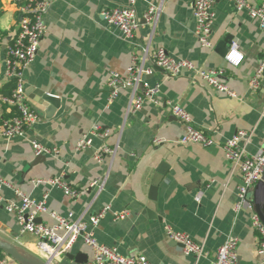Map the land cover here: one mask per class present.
I'll return each instance as SVG.
<instances>
[{
  "label": "crops",
  "instance_id": "crops-1",
  "mask_svg": "<svg viewBox=\"0 0 264 264\" xmlns=\"http://www.w3.org/2000/svg\"><path fill=\"white\" fill-rule=\"evenodd\" d=\"M148 3L162 4L153 33L143 20ZM128 7L129 0L54 2L45 18L48 29L38 55L25 73L29 103L41 116L35 112L38 121L25 138L0 136V174L33 199L42 200L48 194L50 212L74 213L75 218L88 221L108 205L116 212L127 211L128 216L117 221L109 213L95 231L100 244L117 248L121 255L146 256L152 264H214L220 246L234 236L239 239L238 264H261L258 233L251 224L253 213L235 211L240 174L226 159L223 144L245 131L249 134L244 142L249 154H256L264 145V79L257 91L250 86L263 59L264 30L248 14L237 11L234 3L216 0L213 48L204 49L195 35L193 0H136L134 8L141 24L130 41L103 17L105 11ZM19 22L13 3L0 0V125L15 114L3 100L13 89L4 72ZM229 36L244 53L240 67L228 64L217 51L218 44ZM145 49L149 50L146 66L154 71L145 81L162 85L160 104L147 102L131 115L130 89L120 85V96L110 103L108 80L113 72L125 80L132 58L142 56ZM161 49L176 59L190 60L200 69L223 70L222 80L237 97L217 92L190 73L172 77L155 68L152 56ZM41 94L58 98L60 107L48 112L51 106L41 103ZM170 101L189 111L194 126L209 132L215 144H182L186 126L169 110L166 104ZM95 125L108 130L109 138L76 151L77 142ZM32 140L57 147L60 154L40 159L34 154ZM155 140L160 143L155 144ZM104 144L119 146L112 166L108 159L101 164L94 160ZM60 174L80 191L77 198L71 199L48 184L35 183ZM95 180L105 181L103 189L90 186ZM2 195L19 201L9 188H3ZM250 198L254 207L264 202L261 183L252 187ZM38 222L55 224L49 214L40 215ZM168 225L203 244L205 255H185L182 246L166 234ZM0 239L45 260L35 237L19 235L16 216L6 211L4 202H0ZM68 255L74 259L65 254L51 264L93 261L92 250L81 240ZM4 259L7 264H18L8 256Z\"/></svg>",
  "mask_w": 264,
  "mask_h": 264
},
{
  "label": "built area",
  "instance_id": "built-area-1",
  "mask_svg": "<svg viewBox=\"0 0 264 264\" xmlns=\"http://www.w3.org/2000/svg\"><path fill=\"white\" fill-rule=\"evenodd\" d=\"M16 7L19 15V32L9 48L5 58V77L14 86L11 95L3 100L15 110V114L9 120L0 125V136L6 139L25 138L34 124L38 121L37 114L33 111L25 87V73L34 63L40 48L42 38L47 32L45 18L57 0H10ZM147 2V0H144ZM234 3L239 12H245L250 18L259 22L264 30V3L253 5L247 0H228ZM216 0H193V15L195 19V35L200 46L204 49H212V31L215 20L214 4ZM136 0H129L130 7L108 10L103 12L106 23L117 28L123 36L132 41L135 33L140 27V18L137 16L134 5ZM162 12V4L148 3L147 11L143 16L145 25L155 31L159 16ZM238 54L237 58H230L232 53ZM149 50L145 49L142 56H134L131 65L127 69V78L113 72L108 80L110 90L109 100L112 103L119 95L120 85H125L131 91L128 114H135L143 109L147 102L154 105L160 104V93L162 85L156 83L151 85L145 81L146 77L153 75L151 67L146 66ZM225 60L234 67H240L245 56L237 42L229 47ZM155 68L164 71L169 76H179L183 73L192 74L194 79H200L210 85L217 92L236 98L234 92L223 80V70H203L190 60L176 59L170 56L165 50H158L152 56ZM264 79V52L261 64L256 71L250 86L257 91ZM172 114L186 126V133L181 139L182 144H201L210 147L215 144L210 133L198 129L193 124V117L189 111L179 104L167 102L166 104ZM110 136L108 130L100 125H95L89 132L84 134L77 142L76 151H83L94 147L96 140L105 141ZM249 134L245 131L237 132L232 138L223 144V151L232 169L240 174V184L237 187V201L235 211H252L251 224L258 233L257 253L264 264V223L254 211V205L250 198L252 187L260 183L264 177V145L256 154H249L244 142L248 140ZM159 144L160 140H155ZM31 145L36 156H57L60 150L57 147L45 146L38 140H32ZM119 146L110 147L106 144L98 148L94 160L101 164L106 159L112 166L118 152ZM36 184L45 183L53 188H58L71 199L80 195V191L73 188L65 179L64 174L47 179L38 180ZM104 182L95 180L91 187L100 186L103 189ZM11 189L19 201L7 200L2 195V189ZM49 195H44L42 200H36L26 195L19 188L8 182L0 174V202H4L5 209L16 216L19 225V235H32L36 238V246L39 252L49 260L50 263L66 253H69L78 241H83L93 252L91 264H152L146 256H124L117 248L108 247L98 242L95 231L103 219L112 213L115 221L125 219L127 211H113L110 205L103 207L96 215L88 221L82 218H75L74 213L61 215L50 212L48 208ZM202 193L197 196L200 202ZM49 214L55 224L50 226L39 223L38 217ZM166 234L169 239L182 246L185 255L202 257L205 255L204 245L196 242L190 235L178 232L171 226H166ZM239 239L229 236L217 252L214 264H238L237 248ZM3 259L0 264H7Z\"/></svg>",
  "mask_w": 264,
  "mask_h": 264
},
{
  "label": "water",
  "instance_id": "water-1",
  "mask_svg": "<svg viewBox=\"0 0 264 264\" xmlns=\"http://www.w3.org/2000/svg\"><path fill=\"white\" fill-rule=\"evenodd\" d=\"M232 43V38L229 36L225 38L222 42H220L217 46V51L220 55L225 56L229 50V46ZM41 103H48L51 108H49L48 112H54V108H59L61 102L58 98L47 94H41ZM41 111V110H40ZM39 116L41 113L39 111H35ZM38 158H44L43 155L37 156ZM264 186V177L260 182ZM255 212L259 215L260 219L264 223V202L261 204H256L254 207ZM38 221V220H37ZM0 250L3 252L4 255L10 257L12 260L16 261L18 264H51L49 260H43L42 258L25 252L24 250L20 249L14 243L5 241L0 239ZM70 259H74L72 256L68 255Z\"/></svg>",
  "mask_w": 264,
  "mask_h": 264
},
{
  "label": "trees",
  "instance_id": "trees-1",
  "mask_svg": "<svg viewBox=\"0 0 264 264\" xmlns=\"http://www.w3.org/2000/svg\"><path fill=\"white\" fill-rule=\"evenodd\" d=\"M13 83L10 85V89L13 88ZM10 95V94H9ZM6 255L3 254V252L0 250V262L5 258Z\"/></svg>",
  "mask_w": 264,
  "mask_h": 264
},
{
  "label": "clouds",
  "instance_id": "clouds-1",
  "mask_svg": "<svg viewBox=\"0 0 264 264\" xmlns=\"http://www.w3.org/2000/svg\"><path fill=\"white\" fill-rule=\"evenodd\" d=\"M237 57H238V54L235 53V52H233V53H232V56H231L230 58H237Z\"/></svg>",
  "mask_w": 264,
  "mask_h": 264
}]
</instances>
